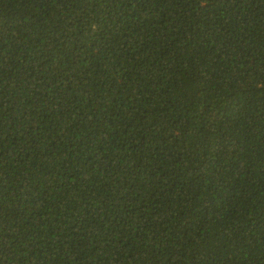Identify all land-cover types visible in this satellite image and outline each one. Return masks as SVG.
<instances>
[{
  "label": "trees",
  "instance_id": "obj_1",
  "mask_svg": "<svg viewBox=\"0 0 264 264\" xmlns=\"http://www.w3.org/2000/svg\"><path fill=\"white\" fill-rule=\"evenodd\" d=\"M0 264H264V0H0Z\"/></svg>",
  "mask_w": 264,
  "mask_h": 264
}]
</instances>
